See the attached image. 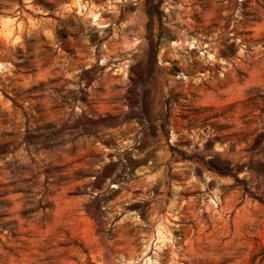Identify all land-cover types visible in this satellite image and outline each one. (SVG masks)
<instances>
[{
    "label": "rangeland",
    "instance_id": "1",
    "mask_svg": "<svg viewBox=\"0 0 264 264\" xmlns=\"http://www.w3.org/2000/svg\"><path fill=\"white\" fill-rule=\"evenodd\" d=\"M0 264H264V0H0Z\"/></svg>",
    "mask_w": 264,
    "mask_h": 264
},
{
    "label": "trees",
    "instance_id": "2",
    "mask_svg": "<svg viewBox=\"0 0 264 264\" xmlns=\"http://www.w3.org/2000/svg\"><path fill=\"white\" fill-rule=\"evenodd\" d=\"M151 13L159 20L162 16V12L159 9V2L157 3H153L151 5ZM182 155V153H181ZM183 158H186L185 156H182ZM220 174H222V171H219ZM235 181H237L238 183H240V187L242 189L243 192H246L248 190L247 186L245 185L243 180H239L238 178L235 179Z\"/></svg>",
    "mask_w": 264,
    "mask_h": 264
}]
</instances>
